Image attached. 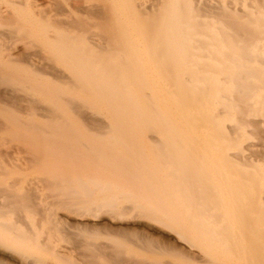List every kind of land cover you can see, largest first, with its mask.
<instances>
[{"label": "bare ground", "instance_id": "1", "mask_svg": "<svg viewBox=\"0 0 264 264\" xmlns=\"http://www.w3.org/2000/svg\"><path fill=\"white\" fill-rule=\"evenodd\" d=\"M2 1L26 14L17 18L14 9H0V81L7 83L0 94L19 95L10 79L27 85L32 94L21 92L34 113L6 114L0 129L34 138L45 125L35 113L39 106L33 97L41 94L44 77L56 86L69 79L76 88L72 91L87 88L92 98L62 97L74 123L55 114L56 106L46 126L65 134L79 129L95 137L114 133L110 138L115 139L140 134L152 140L154 156L171 184L169 196L152 204L114 184L92 181L88 186L77 179L83 185L69 190L66 184L64 193L57 184L62 194L45 204L50 207L43 209L46 216L62 226L61 213L144 220L172 234L204 264H264V0H95L71 2L68 8L46 0L55 2L52 14L39 8L44 0ZM73 10L82 15H72ZM17 61L25 70L15 72ZM12 69L19 76H11ZM112 150L105 148L101 155L112 157ZM127 154L122 163L139 159L135 150L129 148ZM109 160L110 166L118 162ZM99 191L104 193L97 195ZM2 195L0 250L13 254L18 264H45L28 251L32 248L65 259V249L53 239L40 240L31 227L20 230L18 215L2 216L3 210L17 207L8 202L11 195ZM177 210H183L181 219Z\"/></svg>", "mask_w": 264, "mask_h": 264}, {"label": "rangeland", "instance_id": "2", "mask_svg": "<svg viewBox=\"0 0 264 264\" xmlns=\"http://www.w3.org/2000/svg\"><path fill=\"white\" fill-rule=\"evenodd\" d=\"M58 1H61V4L63 5L62 7L67 6L68 8L70 4L74 2L80 3L79 1H81L80 4H87L95 0H57V3H60ZM46 2V0L42 1L39 8L41 10L48 9L50 10L51 14L52 12L54 13V11L51 10L56 7L55 2ZM9 5V2L6 3L5 1L0 0V9H14V11H17L16 13L14 12L17 18H22L23 15L25 16L26 12L23 8H17L18 6L13 8L11 7V5ZM65 11V13H69L68 9H66ZM78 11L79 12H77V14L73 10L72 15H82L80 13V10ZM63 16L64 14L60 15L59 17ZM3 26H6V24ZM0 27H2V23L0 24ZM17 63V65H14L17 68L15 69V72H20L22 68L24 69V66L18 61ZM63 68L67 73L70 74V70L68 67ZM10 72L12 73L11 76H19L17 74H14L13 69ZM27 72L28 71H26V73ZM45 77L44 79H46V82L43 83V90L40 91L41 94L34 96L32 95L36 98L35 105L37 103L36 106H39L38 109H35V113H39L41 119L43 120V123L45 124H43L44 126L42 130H40L39 134L34 133V138H36L37 135L41 136L44 139H41V142L38 143L36 142L37 139H35V141L32 137L33 134H31V137L29 136V138L28 136H21L22 138L25 137V139L23 138L24 140H20L21 137L13 133H11V136L9 132L0 129V138L1 136L2 138L3 136L8 137H6L7 139H5L4 142H1L2 144H0V189L6 188V190L4 191H7V194L11 190V192H13L12 194L15 197L10 194L11 199L9 198L8 202L11 201L12 204H17V207L14 205L12 206L13 209L3 210V212L1 213L2 216L10 219V217H17L18 215L21 221H18L19 223H17L20 224V227H18L21 228L20 230H25V227H31L32 229H30V231L33 230L34 232V234H32L35 237L37 235V238H39L40 240L48 239L47 241H50V239H53L51 240V242L53 241L57 243L58 246L60 245L65 249L64 252L66 258H54L41 248H32L28 251L34 252L35 255L42 260L44 259L45 264H204L194 256H190V254H188V251H186L188 250L187 247L183 243L179 242L172 234L166 232L160 227L153 226L144 220L133 218L124 219L123 217L122 219H119L112 218L107 215H99L98 217L96 216L91 218H74L61 213L60 215L62 216L64 223L63 227L57 218H49L46 216L47 212H45V210H47L48 208H45V204H47L48 201L51 200V197H53L52 195H56L57 193L59 197V194H62L59 193L62 187L63 188L61 189V192L63 193L64 191H68V186L70 187L69 190L71 188L78 187L77 185L79 184L76 183L77 179H81L88 186L92 184V181L100 182V186L106 185L107 183L111 185L114 184L118 187L122 186L123 188L127 189V192L138 196V198L141 199L142 202L148 204H152L153 202L159 200L162 201L167 198L170 194L171 184L168 183V178L163 175L162 166L154 156L152 140L141 138L140 134L129 133L122 138L115 139L110 138V136L114 135V133L98 134L100 136L95 137V134L90 130L84 129L83 131V129H70L73 132H75V130H77L78 132L65 134L66 132H64V129L62 130V128H58L59 130H57V127L55 128V126H53V128H49V126L47 127L46 120L50 118L51 113V116L54 114L53 112H51L52 109H56L57 107V111L53 110L55 114L60 113L61 116H63L64 114L66 116L65 119L68 118V121L63 118L64 122H67L68 125L74 123V118H72L74 117V114L69 115L73 120L72 122L71 119H69V117H67L66 115L68 114V111H64L65 109H63L66 107L64 106L65 104L63 98L65 100L69 96H74L77 99L89 101V99L92 98V95L86 91L87 88L79 89L77 92L72 91L76 88L73 87L74 85L72 86L73 82L69 79L62 81V83L60 82L59 84L61 86H56V82L55 84H52V82L54 81L50 80L49 77ZM10 81L14 82L16 85H12L11 83L10 85L8 84L9 86L12 85L19 87L16 88L19 95H16L15 97H13V95V98H9L8 96H3L0 94V97L2 98H0L1 120L4 119L6 114H18L23 116L24 114L30 115L34 113L33 109L28 108V102L26 101L25 104V101L23 100L24 93L30 92V94H32L31 92H33V89L27 87V85L23 86L19 82H15L11 79ZM66 81H71L69 82V84L74 89H72L70 85L66 84ZM6 84L0 81V86L4 87L6 86ZM21 91H24V93H22ZM55 94H57L58 96ZM18 96H22V98L20 97L22 100ZM49 105L51 106V108L49 107ZM52 105L54 106L52 107ZM42 106H44V108ZM41 108L43 109L41 110ZM29 109H31L32 111ZM55 114L53 115V117L55 116ZM63 119H60L59 123L63 124ZM13 130L14 129L10 130V132H12ZM55 130L59 132L55 134ZM69 134H71V136H69ZM13 135L17 136V138H15ZM66 135H68L69 138ZM49 136H51L53 140L50 139ZM54 137L58 142L54 140ZM46 138H48V141L50 140V142H46ZM61 140H65L67 142H65V146L61 147V145H63L59 143V141L61 142ZM53 142L55 143L54 146H58L59 150L61 149V151H59L58 148L53 147ZM34 143L35 146L33 145ZM51 146L52 149H49V147L51 148ZM108 147L113 148V152L111 151L112 154L110 152V155L112 157H108L109 154L102 156L106 152L105 148ZM129 148L137 152L136 158L139 159L130 161L126 160L125 163H122L124 162L122 159L126 155H128L127 152L129 151ZM63 150L70 151L67 152V155ZM97 151L102 153H100L99 155V152L97 153ZM27 156L28 158L30 157L29 160ZM31 156L34 158H32ZM108 158L110 159L109 161H111L112 158L115 159V161L118 160L117 163L120 164L118 165L117 163H114L116 164L114 165L113 163H111L114 166H110L109 163L105 162ZM54 182L56 183L54 184ZM71 182H73V184ZM61 183L65 185L68 184V186L66 185L65 187V185H62ZM57 184L60 186V189L58 188L59 186ZM81 185H79V187ZM165 186H167V189H165ZM4 191H1L0 193H4V196H7L5 195L6 193ZM103 193L102 191H99L97 195H101ZM2 194L0 195L3 196ZM10 195L8 194L9 197ZM55 195L54 198L57 197H55ZM1 196L0 199L2 198ZM12 197L14 199H12ZM57 200L55 199V201ZM52 201H54V199H52L51 202ZM30 206L31 208H29ZM43 209L45 210L43 211ZM163 211L165 213H168L172 210ZM182 211L183 210H177V213L180 214V219L183 217ZM43 215L45 216L43 217ZM30 231H27V234ZM0 258L5 259L3 261L0 259V261L3 262H0V264H18L15 256L9 252L0 250Z\"/></svg>", "mask_w": 264, "mask_h": 264}]
</instances>
